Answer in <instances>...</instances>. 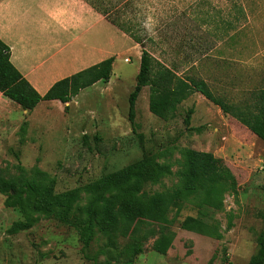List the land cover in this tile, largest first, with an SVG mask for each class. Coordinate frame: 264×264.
Wrapping results in <instances>:
<instances>
[{
    "label": "rangeland",
    "instance_id": "374dc122",
    "mask_svg": "<svg viewBox=\"0 0 264 264\" xmlns=\"http://www.w3.org/2000/svg\"><path fill=\"white\" fill-rule=\"evenodd\" d=\"M83 1L94 23L114 30L111 79L83 89L67 108L59 100L43 101L26 113L0 95V180L17 188L33 178L65 193L137 161L148 163L123 190L106 194L115 203L112 231L103 228L102 203L89 247L77 227L39 214L30 227L12 232L25 215L6 206L7 195L0 192V264H247L264 230V141L200 93L164 120L150 111L145 87L132 124L129 96L143 48L180 75L204 78L227 100L241 101L264 87V0ZM190 149L213 152L234 173L237 185L222 204L171 207L168 221L126 218V200L150 205L180 183ZM89 196L82 189L75 205L83 219ZM188 217L199 227H187ZM167 240L168 251L158 252Z\"/></svg>",
    "mask_w": 264,
    "mask_h": 264
},
{
    "label": "trees",
    "instance_id": "16d2710c",
    "mask_svg": "<svg viewBox=\"0 0 264 264\" xmlns=\"http://www.w3.org/2000/svg\"><path fill=\"white\" fill-rule=\"evenodd\" d=\"M92 5L95 3L92 2ZM114 61L115 57L111 56L80 70L57 81L46 94L41 95L13 64L11 48L0 38V92L28 113L42 101L59 100L66 104L65 108H67L68 103L83 89L100 81L108 82L113 74ZM145 87H149L150 92L149 109L161 119H172L175 117L178 107L186 99L194 93H200L218 106L223 113L236 118L264 141V87L252 92L241 101L227 100L223 96L215 95L204 78L190 74L180 75L173 67L157 60L143 48L136 84L129 96V120L132 124H135L137 99ZM193 111V108L187 111L185 117L187 124L190 122ZM27 124L28 121L22 125V128H25ZM185 157L182 169L183 177L170 193L153 197L149 200L150 205L141 201L126 200L121 206V213L130 220L153 216L168 221L166 211L171 207L180 211L187 203L221 205L224 194L237 185L236 177L230 167L211 151L190 149ZM146 163H148L146 160L137 161L116 174L102 178L97 183L83 186L82 189L90 195L86 219L79 216L75 208L76 202L80 198L81 188L65 193H54L43 183L33 178L25 180L17 188L9 182L0 180V192L7 195L5 205L19 207L25 215V220L13 223L11 231L17 233L27 229L34 223L33 216L39 214L77 227L83 236L85 247H89L96 234V217L98 218L99 215L97 209L102 203L105 206L103 228L107 232L112 231L111 220L115 215L113 214L115 203L106 197V194L112 195L116 191L123 190L131 181L132 175L141 176ZM118 175L124 177H117ZM185 225L196 229L197 226L199 227L200 221L188 217ZM170 244L169 240L160 243L157 246L158 252L165 254ZM247 264H264V230L258 239V251Z\"/></svg>",
    "mask_w": 264,
    "mask_h": 264
},
{
    "label": "crops",
    "instance_id": "0c3cea01",
    "mask_svg": "<svg viewBox=\"0 0 264 264\" xmlns=\"http://www.w3.org/2000/svg\"><path fill=\"white\" fill-rule=\"evenodd\" d=\"M94 18L83 0H0V38L44 95L57 81L114 56V30Z\"/></svg>",
    "mask_w": 264,
    "mask_h": 264
}]
</instances>
